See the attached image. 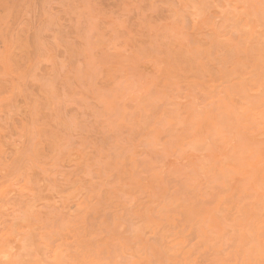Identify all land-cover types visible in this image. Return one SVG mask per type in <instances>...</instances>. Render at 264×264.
Here are the masks:
<instances>
[{"label":"rangeland","instance_id":"374dc122","mask_svg":"<svg viewBox=\"0 0 264 264\" xmlns=\"http://www.w3.org/2000/svg\"><path fill=\"white\" fill-rule=\"evenodd\" d=\"M0 264H264V0H0Z\"/></svg>","mask_w":264,"mask_h":264}]
</instances>
